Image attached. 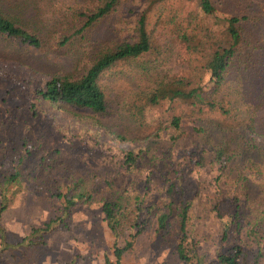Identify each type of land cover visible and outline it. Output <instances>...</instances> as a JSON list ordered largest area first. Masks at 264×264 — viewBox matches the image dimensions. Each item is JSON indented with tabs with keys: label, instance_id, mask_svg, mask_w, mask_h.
Listing matches in <instances>:
<instances>
[{
	"label": "rangeland",
	"instance_id": "1",
	"mask_svg": "<svg viewBox=\"0 0 264 264\" xmlns=\"http://www.w3.org/2000/svg\"><path fill=\"white\" fill-rule=\"evenodd\" d=\"M91 1L25 0L29 5L24 11L27 14H42L51 23L54 21L52 16L58 18V12L73 4H90ZM123 1L124 4L143 5V0ZM214 2L223 14H250L251 19L244 22L243 28L252 40L258 42L256 45H260L253 51V58L257 57L256 66L235 71L218 94L219 99L231 102V115L211 113L206 109L192 112V109L179 104L169 107L168 101L133 109L138 97L135 91L150 76L160 79L187 76L201 85L212 84L208 73L200 78L191 67L185 46L175 30L177 25L189 26L190 22L205 26L212 24L196 0H165L149 12L148 28L160 52L117 62L101 75L99 82L114 109L112 117H101L89 110L70 106L58 108L35 97L29 85L7 77L6 71L27 73L35 80L53 74L76 75L82 71L96 46L104 45L105 41L113 43L129 34L132 16L123 7L125 5L104 18L84 39L78 38L73 45L60 47L49 41L41 48H34L0 37V168L13 170L21 156L26 158L21 189L0 217V264H15L16 256L22 258L24 252L30 250L10 245L27 237L33 225H42L64 214L66 203L56 192L70 195L71 191L66 188L67 176L59 180L60 189H56L50 180L46 181L49 177L40 178V183L45 182L48 188L37 185L32 179L37 173L35 166L39 155L44 152L49 158L57 157L59 153L65 163L71 162L74 170L78 169L93 180L95 191H101L108 174H116L117 169L124 171V168L118 167L123 152L145 145L158 134L159 126L161 129L165 126V118L170 113L167 109L185 115L182 125L187 130H191V123L197 124L198 118H203L208 122H218L220 128L230 131H237L246 125L252 130V135L264 137V0ZM142 67L147 70L142 71ZM165 132L166 129L159 132L161 138ZM183 161L175 162L169 173L168 184L174 183L172 198L177 206L185 200L192 203L189 236L197 242L199 252L205 255V264H221L217 252L230 250L232 238L224 240L223 233L233 220L234 211L229 209L220 216L217 210L215 170L208 165H185ZM149 172L145 170L136 174V179H128L129 186H134L141 194L145 193L146 198L139 212V224L133 229V232L139 230V233L133 245L123 253L121 264H183L176 252L175 221L160 228L154 215L159 198L165 197L166 201L171 198L160 186L161 175L154 170ZM248 181L263 189L264 171L249 173ZM153 203L155 206L150 207ZM261 234L259 241L258 237L246 240L250 257L260 249L264 251V225ZM43 239L45 243L30 264H106V258L114 260L115 236L108 226L99 199L71 204L69 213L54 229L44 234ZM128 239V232L120 234L118 245H125ZM261 264H264V255Z\"/></svg>",
	"mask_w": 264,
	"mask_h": 264
},
{
	"label": "trees",
	"instance_id": "2",
	"mask_svg": "<svg viewBox=\"0 0 264 264\" xmlns=\"http://www.w3.org/2000/svg\"><path fill=\"white\" fill-rule=\"evenodd\" d=\"M164 1L143 0V5H132L131 2L124 4L123 0H92L90 4L79 2L65 11L58 12V18L54 19L52 16L54 21L50 23L42 14H27L24 8L29 4L25 3V0H0V37L21 46L34 48H41L49 41L60 47L76 44L78 38L84 39L90 30L108 15L120 10L123 5L132 16L129 34L113 43L105 41L104 45L96 46L82 71L76 75L53 74L40 80L16 71H6V75L15 81L26 83L35 97L42 98L58 108L70 106L89 110L101 117H112L114 109L99 79L117 62L135 60L160 52L148 28L147 19L148 13ZM196 1L202 13L212 20V24L205 26L190 22L189 26L177 25L175 30L185 46L191 67L198 72L200 78L204 73H208L212 84L201 85L187 76L161 79L158 76H150V79L135 91L138 97L136 103H133V109L168 101L169 107L179 104L192 109V112L206 109L211 113L231 115V102L219 99L218 94L235 71L240 68H254L257 64L253 51L260 45H256L258 42L252 40L243 28L244 22L250 20L251 15L245 12L226 15L220 12L214 0ZM140 69L147 70L144 67ZM167 110L170 113L169 117L165 118V126L162 129L159 126L156 132L158 134L151 137L145 145L123 152L118 167L124 168V171L117 169L116 174H108L101 191H95L93 180L78 169L74 170L71 162L65 163L59 153L53 158H49L47 152L39 155L35 166L37 173L32 177L34 182L48 188L45 182L40 183L41 176H46L49 177L46 181L50 180L56 189H60L59 180L67 176L66 188L71 193L68 195L62 191L56 192L66 203L62 216L52 218L42 225H33L27 237L15 245H10L24 250L30 249L24 252L22 258L16 256L15 264H30V260L33 261L35 253L45 243L43 235L49 233L65 218L71 204L96 199L102 201V210L115 236L114 260L106 258V264H121L123 253L133 245V240L139 233V230L133 232V229L139 224V212L143 209L146 198L145 193L141 194L134 186H129L128 179H136V174L145 170H154L161 175L160 186L166 189V196L171 198L169 201H166L165 197L159 198V203L156 202L158 208L154 215L158 227L163 228L175 221L178 257L183 264H205V255L199 252L197 242L189 236L192 203L185 200V203L182 204V201L177 206L172 198L174 183L168 184L174 163L181 160H184L185 165H208L210 169L215 170L217 174L214 178V193L218 199L217 210L220 216L229 209L234 211L235 216L223 233L224 240L232 238L231 247L227 252H217L219 262L261 264L264 251L260 249L250 257L246 240L258 237L259 241L262 238L264 185L262 189V186L250 184L248 174L264 171V137L257 138L255 134L252 135V130L246 125L237 131H230L220 128L218 122H208L203 118H198L197 124L191 123V130H187L182 125L185 115ZM163 129H166V132L161 138L159 132ZM25 161L26 158L21 156L13 170L0 168V217L21 189ZM152 206L155 204L150 207ZM124 232L129 233L130 239L120 246L118 240Z\"/></svg>",
	"mask_w": 264,
	"mask_h": 264
}]
</instances>
